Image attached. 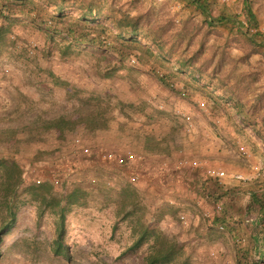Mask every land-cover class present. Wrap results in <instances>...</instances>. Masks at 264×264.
I'll return each instance as SVG.
<instances>
[{
	"label": "rangeland",
	"instance_id": "1",
	"mask_svg": "<svg viewBox=\"0 0 264 264\" xmlns=\"http://www.w3.org/2000/svg\"><path fill=\"white\" fill-rule=\"evenodd\" d=\"M208 2L202 14L184 0H0V227L9 222L4 203L16 218L0 243V264H143L150 241L131 250L130 221L139 213L122 206L125 182L102 159L81 162L86 204L66 215L69 258L54 254L55 216L39 215L29 189L77 136L140 157L131 171L139 174L144 219L176 237L188 264L256 257L245 254L252 237L264 235V0H248L251 22L243 0ZM61 4L72 5L63 20L52 16ZM88 9L105 28L102 48L61 38L70 28L84 31L74 19ZM121 16L141 25L127 44L113 38L111 20ZM11 160L22 183L10 194L2 162ZM183 190L192 198L172 197Z\"/></svg>",
	"mask_w": 264,
	"mask_h": 264
},
{
	"label": "trees",
	"instance_id": "2",
	"mask_svg": "<svg viewBox=\"0 0 264 264\" xmlns=\"http://www.w3.org/2000/svg\"><path fill=\"white\" fill-rule=\"evenodd\" d=\"M184 1L190 6L199 10L202 14L208 13V0ZM247 3L248 0H243V12L247 17V20L251 22L254 21V16L252 14L251 9L247 6ZM71 6L72 5L62 4L53 6L56 11L52 14V16L59 20H63L68 15V12L64 11L63 8ZM86 12L87 13L85 14L82 13L81 15H79L77 19H74L75 23H81L84 25V31L78 32L70 28L68 29L67 35L61 38L70 39L76 45L83 41L93 46L94 48H102L106 46L105 36L103 34L105 28L101 26L97 21H95V17L97 15H93L91 9H88ZM221 18L222 17H219V20H221ZM93 25L97 27L100 26V30L97 32L95 28H91ZM111 25L112 28L116 31L113 38L116 41L123 42L124 44H127L128 41H134V37H130L131 34H136L138 29L141 28V25L139 24L137 19L128 16L113 18L111 20ZM41 28L43 29V27ZM52 34L56 35L55 33ZM160 54L161 56H164L162 55V53ZM179 70H181L180 73L189 76L194 81L197 80L200 76V73L196 71H186L185 69ZM61 120L62 119L57 120V122H59L54 124V126H59ZM50 126L48 128H51ZM106 128L107 125H104L102 127V130H105ZM2 164L4 168V175L8 179L6 182V191L11 194L22 183V169L20 165L13 160L3 161ZM95 164L96 163H94L93 165ZM109 164L110 163H105L104 165L111 167V165ZM82 168L84 167L82 166ZM111 171H113L114 174H120V178H122V180L125 182L119 188V195L121 197L122 206H125V202H129L131 204V207L137 209L136 213H139L137 217H135L134 219L132 218L130 221L131 234L134 237L135 241L131 247V250L139 248L140 245L145 241H150L148 251L143 258V264H188V259L184 257L183 247L176 240V237L164 233L160 228L157 227L156 221H145L143 215L145 211V206L142 207V202L139 199V191L136 189L137 184L139 182L137 180L136 183H130L127 179V175L133 171L129 169L127 173H123L120 169L115 166ZM136 174L139 176L138 173ZM105 182L108 186L113 187V183L109 177ZM82 184L83 183L81 182H75L71 188H62L60 191H58V194H56L52 183L47 180L41 182L40 184H35L29 189L30 195L34 198L35 202L37 203L39 215L42 216L45 211H49L55 216L54 224L56 228L55 235L52 241L53 252L56 256L59 255L65 259L69 258V248L64 243V238L66 236L65 219L66 215L68 214V212H70V209H72V207H80L86 204L85 192L87 190V187H84ZM4 206L5 216L8 217L9 222H6L3 226L0 227V243L2 242L3 237L9 234L11 229L15 227L16 221L15 211L12 209V207H10L9 203H4ZM257 206L261 207L260 204H257ZM187 213V215H189L188 211ZM211 222L213 225H218L216 223V219L211 220ZM249 252L256 255V257L254 256L248 258L246 255ZM245 256V263L242 264H264V235H255L252 237L250 248H247Z\"/></svg>",
	"mask_w": 264,
	"mask_h": 264
},
{
	"label": "built area",
	"instance_id": "3",
	"mask_svg": "<svg viewBox=\"0 0 264 264\" xmlns=\"http://www.w3.org/2000/svg\"><path fill=\"white\" fill-rule=\"evenodd\" d=\"M244 26L247 24L243 22ZM249 29V28H248ZM252 29H249L251 32ZM62 153L60 154V158L56 161L54 165L50 164L47 167V171L49 177L43 175L41 171L38 172V178L35 180V184H40L41 182L47 180L50 181L55 190H61L62 188L68 189L73 186L76 182H80V176L82 172V164L81 162H86L90 164H94L98 159H102L105 163H113L115 167L120 169L123 173H127L128 170H131V167L140 160V157H137L133 152L126 151L124 153H115L103 151L99 148H92L88 145L84 144L81 138L75 137L66 143V147H64ZM70 155L68 158L67 156ZM72 157V158H71ZM182 162H179L178 165H181ZM44 172V171H43ZM210 177H214L218 180H222L225 176L224 171H208ZM235 179L237 180H250L253 178L252 175H247V177H242V175H235ZM128 182L136 183L138 179V175L136 173L130 172L127 175ZM220 204H215L212 209L213 215H220L221 213ZM203 215L209 218L211 215L208 211H204ZM213 218V217H212ZM211 218V219H212ZM180 221L182 225L187 226L189 223L187 215L180 214ZM218 230H224V226L222 224L218 225Z\"/></svg>",
	"mask_w": 264,
	"mask_h": 264
},
{
	"label": "crops",
	"instance_id": "4",
	"mask_svg": "<svg viewBox=\"0 0 264 264\" xmlns=\"http://www.w3.org/2000/svg\"><path fill=\"white\" fill-rule=\"evenodd\" d=\"M164 179H168V178L166 177ZM161 189L162 190H166V189H164V187H162ZM177 196L180 197V200L179 201H182V202L185 201V200H188V199L192 198L191 195L189 194V192L187 190L180 191V194H177L176 192L173 191L172 197H174L176 199Z\"/></svg>",
	"mask_w": 264,
	"mask_h": 264
}]
</instances>
